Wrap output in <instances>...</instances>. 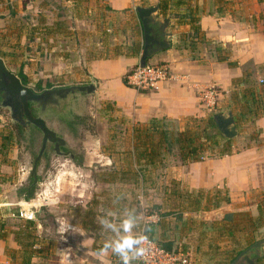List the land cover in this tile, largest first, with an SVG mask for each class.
Here are the masks:
<instances>
[{"label": "crops", "instance_id": "1", "mask_svg": "<svg viewBox=\"0 0 264 264\" xmlns=\"http://www.w3.org/2000/svg\"><path fill=\"white\" fill-rule=\"evenodd\" d=\"M63 8L67 18L72 21H83L84 16H78L77 5L85 13H90L92 6L97 10L111 11L114 14L131 13L133 22L139 27L140 42L144 45L142 24L137 14V7H150L159 4L160 0H63ZM196 1V0H194ZM260 1V0H259ZM202 5L204 0L199 1ZM95 3V4H94ZM109 9V10H108ZM72 12V14L69 12ZM46 12H50L49 15ZM135 12V18L133 13ZM41 14V15H39ZM221 15L217 12L206 14L201 18L200 26L205 33L206 43L198 42L196 47L188 46L189 40L182 41L180 36L190 32V26L177 24L171 18V32L173 33L170 48L157 53L149 61L151 63H168L171 68V78L161 82L152 91H137L125 82L127 71L140 62L138 57L118 55L109 58L88 60L83 54L84 46H77L71 50L69 34H49L51 28L59 19V11L46 0H6L0 4V57L4 59L7 68L13 73H23L29 80L36 79L38 70L35 61H43L45 78L53 75V57H58L62 63L68 61L62 55L55 54L58 47L68 48L81 52V62L86 60L88 73L77 85L94 83L96 86L95 100L107 102L114 108L117 115L123 117L129 125V135L132 137V128L138 123H146L154 118H168L182 121L189 116L207 117L208 112L201 103L200 93L208 87L216 86L220 91L219 106L222 109L229 107L233 81L250 74L259 89L264 84H258L264 79V20H242L237 15ZM86 15V14H85ZM39 16L40 18H36ZM162 16V15H160ZM163 17V16H162ZM40 19L46 27L39 35H33L26 25ZM22 24V25H21ZM71 29V27H70ZM60 35V37H59ZM187 37V36H186ZM38 43L42 46L38 52H29V46ZM76 46V44H75ZM45 47V48H44ZM21 54L25 55L22 56ZM229 58L225 61L219 57ZM38 57V58H37ZM36 58V59H34ZM33 69L35 71H33ZM37 70V71H36ZM66 86V85H65ZM220 109L219 111H222ZM224 111V110H223ZM256 128L261 130V139L264 142V116L257 119ZM245 134L239 128V135L234 139L235 147L248 140L253 126H246ZM132 147L129 148L131 150ZM240 152L220 158H207L201 162L183 164L179 159L164 172L173 180L181 182L189 191L215 190L224 188L229 192L230 205H243L247 201L250 205L244 206L255 213L257 203L253 193H261L264 189V144L252 143L250 148H238ZM86 208V207H85ZM223 208V207H222ZM221 208V209H222ZM97 218H101L104 225L110 228L107 234L100 238L103 245L97 242L86 229L82 228L79 249H89L105 263L111 262L114 252L112 246L129 233L112 230L115 224L123 229L125 220L136 224L126 210L114 211L108 205L97 207ZM243 210V209H242ZM216 211L175 209L170 214L156 216L146 215L143 227L147 235L162 245L172 246V249L185 250L191 256V264H222L232 245L226 237H221L217 231L207 234L211 220H220L214 216ZM105 214V215H104ZM119 219L113 216L120 215ZM232 214V213H231ZM254 215V214H253ZM213 216V217H212ZM71 221L78 225L80 220ZM211 222H208V221ZM41 225V224H40ZM39 225V226H40ZM83 225V224H82ZM69 227V225H68ZM78 227V226H77ZM43 228V227H42ZM62 228V226H60ZM78 229V228H77ZM81 229V228H79ZM139 226L134 225L130 235L138 234ZM62 231V229H61ZM215 235V238H214ZM67 242V238L62 237ZM108 245V251H102ZM95 246H97L95 248ZM21 247L13 235L6 240H0V264H14L7 254V250H19ZM69 249L67 244L60 249L63 255L62 264H66ZM224 254V259L221 255ZM34 257L33 262H38Z\"/></svg>", "mask_w": 264, "mask_h": 264}, {"label": "rangeland", "instance_id": "2", "mask_svg": "<svg viewBox=\"0 0 264 264\" xmlns=\"http://www.w3.org/2000/svg\"><path fill=\"white\" fill-rule=\"evenodd\" d=\"M5 1L0 0V4ZM46 1L49 4L52 3V6L59 11V19L55 23L53 31H63L64 27H71L68 45L72 46L71 50L79 45L84 46L83 54L88 60L94 56L102 58L117 56L115 47H119L120 52H126L125 46L140 39V33L137 35L132 32L134 22L129 12L114 14L111 11L97 10V7L93 5L90 13L83 15V21H72L69 17L67 18L64 12L66 8L63 6L66 4L63 0ZM231 2L233 4L229 10L231 9L238 18L250 21L264 20V0H231ZM210 7L207 6V9L210 10ZM46 13L49 15L50 12ZM132 13L135 18V12ZM36 18L40 17L36 16ZM62 21H66V24ZM60 23L62 24L60 25ZM34 24L36 25L33 26L31 21L29 25H26L34 36L39 35L46 27L40 23V19L36 20ZM106 27L110 29L109 32H104ZM102 32H104V36L107 35L104 45L100 43ZM37 46V42L32 47L29 46V52L40 51L42 46ZM68 50L65 46L57 48L55 54L58 56L68 54L66 57L68 61L62 63L58 57L56 59L53 57V68L56 70L53 71L50 78H45L43 73L39 74L45 70L43 66V61L46 60L45 56H40L41 60L34 58L37 60L34 63H38L35 68H37L39 76L31 80L26 78L29 86L34 89H53L65 85H77L81 82L88 73V64L86 60H84L85 62L80 61L83 55L81 52L76 53L75 50L68 52ZM21 55L25 58L24 54ZM33 71L35 70L33 69ZM17 75L22 76L20 72ZM258 84L264 83L258 81ZM80 103V107H83V115L69 124L51 117L47 119L49 127L68 141V145L65 147L67 151H64L66 156L61 157L56 155L49 146L38 166V177L42 179V182L37 185L30 204L25 203L23 196L27 194L33 183L30 172L41 148L43 135L42 132L35 129L31 133L21 130L16 123L11 121L8 109L0 106V219L5 223L8 231H17L23 228V223L26 220L22 216L24 209L35 211L36 217L32 221L37 224V228L34 230L36 245L30 249H36L42 255L36 264H62L63 255L60 254V249L64 244L71 247L68 251L70 255L66 256V264H122L115 253H113L110 263H103L91 250L79 249L82 228L97 237V242L100 245H103L100 240L104 236L103 233L107 234L110 231V228L104 225L105 221L97 218V207L108 205L116 212L120 210L121 213L125 209L130 218L136 219V224L133 223V225L139 226L138 234L135 235L137 237L145 232L143 227L146 223V215H153L158 219L161 214L173 209L177 198L167 200L168 193L177 186L183 192L188 191L185 185L181 182L177 184L172 177L167 176L168 174L164 172L177 161V157L174 155L168 156L164 165L157 166L147 172L148 180L144 186L125 182L108 183L112 173L127 169L124 160L129 148L133 146L132 137L128 134L129 125L123 117L114 112L111 104L95 100L94 95L82 97ZM228 108L224 107L223 109ZM220 109L222 108L218 107L212 112H218ZM247 130V127H242L241 132L245 134ZM253 131L252 127L247 137ZM248 143L251 142L245 140L236 148H242ZM73 154L75 157L82 156L83 163L79 165L77 161H73L71 159ZM169 190L171 191L167 192ZM225 192L226 189L223 188V193ZM261 193H253L254 204L261 199ZM250 204L251 202L247 201L240 206L224 205L222 209L212 214L220 218V220L217 219L218 222L205 220L211 222L208 225L207 234L214 232V225L225 224L222 218L226 213L236 214L237 228L241 229L245 221L240 213L249 212L254 214V217L258 215L257 208L253 213L251 208L244 207ZM113 217L119 219L121 214ZM76 219L83 221V225L71 223ZM112 231L116 233L124 230L115 224ZM9 235L15 236L13 233ZM238 235L243 241V235ZM255 236L258 241L263 240L264 228L257 231ZM62 237L67 238V242ZM241 246H245V244ZM15 256L16 261L20 263L26 256L25 249L20 248ZM221 257L224 259V254ZM261 258L264 260V248ZM225 260H227V255ZM131 264L140 263L134 259ZM222 264H226V262Z\"/></svg>", "mask_w": 264, "mask_h": 264}, {"label": "trees", "instance_id": "3", "mask_svg": "<svg viewBox=\"0 0 264 264\" xmlns=\"http://www.w3.org/2000/svg\"><path fill=\"white\" fill-rule=\"evenodd\" d=\"M200 0H160L159 12L163 17H173L177 24H186L190 26V32L188 34L180 36L182 41H187L188 46L196 47L198 42L206 43V36L203 33L200 21L206 14H213L217 12L221 15L233 14L231 9V0H204L201 5ZM77 5L78 16H83V10ZM207 6H211L210 10ZM214 7V9H213ZM109 10V9H108ZM229 10V11H228ZM72 14V12L69 10ZM66 24V21H62ZM60 23V25L62 24ZM132 32L139 34L138 26L133 23ZM54 25L51 28H47L48 33L69 34L70 28L64 27V30L53 31ZM109 32V28L104 29ZM104 32L100 34L101 42L104 45V41L107 35L104 36ZM187 36V37H186ZM119 47H115V55H123L127 57H138L143 52V45L140 40H135L132 44L125 46L126 52H120ZM62 55L63 57H68ZM100 56H94L92 59H101ZM229 58L219 57V60L225 61ZM150 60V59H149ZM22 76L27 77L21 72ZM255 81L250 79V74H245L244 77L235 79L233 81V90L231 92V99L228 109H222L218 112H210L207 117H194L189 116L184 118L181 122L168 118H154L146 123H138L132 128V140L133 146L126 155L124 162L127 164L126 171L114 172L111 174V178L108 179V183L119 184L127 183L131 185H145L147 182V172L151 169L164 165L168 156L174 155L183 164H189L194 162H201L207 158H220L227 155H233L240 152V149L235 147V140L228 139L223 132L219 129L215 116L218 113L230 110L234 114V118L238 128L253 126L254 131L250 134L248 143L244 148H250L252 143H259L263 145L264 142L261 139V130L256 128L255 124L257 119L264 116V88L259 89ZM40 86V85H39ZM224 110V111H223ZM177 184L179 181L175 180ZM178 187V186H177ZM174 188L173 191L167 194L166 199L177 198V203L173 206L172 210L167 211L165 214H170L175 209L190 210H205L215 211L221 209L224 205L231 204V198L229 192L226 190L223 193L222 188L215 190H196L183 192L179 188ZM168 190V189H167ZM224 196L221 197V195ZM258 215H254L249 212H242L240 215L244 217L245 224L238 229L237 221L235 220L236 214H232L231 219H227L226 215L222 218L225 224L220 226L214 225V231H217L221 237H226L232 248L227 253L226 264H231L232 261L238 257V255L259 242L256 239V232L264 228V189L261 193V199L257 203ZM218 222L217 220L214 221ZM217 224V223H216ZM37 224L32 220H25L23 228L15 231H8L5 223L0 219V240H6L10 233H13L15 240L22 249H25L26 256L22 258V261L18 263L16 261L15 253L18 250H7L8 256L11 258L14 264H36L32 260L34 257H41L40 251L36 249H30L36 244V237L34 230H36ZM238 234L243 235V241ZM245 246H241L242 244ZM167 250L173 251L172 246H166L158 243ZM30 249V251H29ZM177 251V250H175ZM185 251V250H184ZM263 259L259 258L258 263L263 264Z\"/></svg>", "mask_w": 264, "mask_h": 264}, {"label": "water", "instance_id": "4", "mask_svg": "<svg viewBox=\"0 0 264 264\" xmlns=\"http://www.w3.org/2000/svg\"><path fill=\"white\" fill-rule=\"evenodd\" d=\"M159 11L158 5L137 7V14L142 24L144 37L143 52L140 57L141 65L147 64L149 59L154 55L170 48L172 45L173 33L171 32L170 27L171 18L160 16ZM75 90H78L83 96L88 97L90 95H95L96 86L94 83H88L83 85L57 87L44 90L42 93H36L32 88L24 86L19 75L10 71L6 66L4 59L0 57V93L3 92L7 96L6 100L2 103L4 106L6 104L20 105L21 103H24L25 107L28 109L29 101L36 102L45 98H53L54 95L66 98L69 93H75ZM31 120L40 128L43 134V145L31 171V175H35L37 173L38 161L46 149L47 142L50 141L55 143L56 148L59 150H61V147H67V143L63 137L58 136V133L47 125L43 118H32ZM215 120L219 129L228 139H235L239 135V128L232 111L218 113L215 116ZM58 153H60V151H58ZM71 157L74 159L73 155H71ZM37 184L38 180L36 179L29 187L27 194L23 196L25 203H31L36 192ZM226 218L231 219L232 214H227ZM144 235L147 236V229L144 232ZM263 248L264 239L242 251L231 264H258V259L263 256Z\"/></svg>", "mask_w": 264, "mask_h": 264}, {"label": "built area", "instance_id": "5", "mask_svg": "<svg viewBox=\"0 0 264 264\" xmlns=\"http://www.w3.org/2000/svg\"><path fill=\"white\" fill-rule=\"evenodd\" d=\"M171 78V68L168 63L147 62L130 68L125 75V82L128 86L137 91H152L158 85ZM264 83V79H260ZM201 103L208 112H212L219 106L220 91L216 86L206 88L200 93ZM22 216L26 220H34L35 212L24 209ZM137 237L142 241L140 247L144 249L143 255L136 258L140 264H191L190 255L182 250L170 251L162 247L152 237L142 232Z\"/></svg>", "mask_w": 264, "mask_h": 264}, {"label": "flooded vegetation", "instance_id": "6", "mask_svg": "<svg viewBox=\"0 0 264 264\" xmlns=\"http://www.w3.org/2000/svg\"><path fill=\"white\" fill-rule=\"evenodd\" d=\"M19 77L21 78L22 84L24 86L30 87L28 84V81L23 76H19ZM67 86H72V85H67ZM67 86H61V87H67ZM32 89L36 93H42L44 90H47V88L46 89H44V88H42V89L32 88ZM80 95L83 96V94H81L78 90H75V93H69L66 98H61L59 96L54 95L53 98H45V99H42V100L36 101V102L29 101L28 102V109H27L25 107L24 103H21L20 105L19 104H12V105L6 104L5 106L2 105V103L7 98V96L2 92V93H0V106L2 108L8 109L11 121L13 123H16L17 126H19L21 128V130H24L27 133H31L33 129L39 130L41 132L40 128L31 120L32 118L37 119V118L41 117L45 120L46 123H48L47 119L49 117H51V118H55V119H57L63 123L69 124L72 121H74L75 119H78L80 116H82L84 112L82 109L83 107H80V105H81L80 101L82 99V97H79ZM83 98H85V96H83ZM51 129H53V128H51ZM58 136L63 137L59 133H58ZM66 143L68 145L67 140H66ZM42 145H43V137H42L41 148H42ZM49 146H51L53 152L56 155L61 156V157L66 156V153H65L67 151L66 148L61 147V150H59L56 148L55 143H52L50 141L47 142L46 149L43 152V155L41 156V158L37 164V173L35 175H31V172H30V176H31V178H33V182L37 179L38 184L42 182V179L38 177V166H39V163L41 162L44 154L48 150ZM41 148H40V150H41ZM40 150H39L37 156L35 157L34 164H35V162L39 156ZM58 151H60V153H58ZM73 156H74V159H72V157H71V159L73 161L74 160L77 161L79 163V165L83 163L82 156L75 157L74 154H73ZM34 164H33V166H34ZM31 171H32V169H31Z\"/></svg>", "mask_w": 264, "mask_h": 264}, {"label": "clouds", "instance_id": "7", "mask_svg": "<svg viewBox=\"0 0 264 264\" xmlns=\"http://www.w3.org/2000/svg\"><path fill=\"white\" fill-rule=\"evenodd\" d=\"M134 225L131 220H125L123 223V230L129 235H125L122 239L117 241L112 246V252H114L122 261V264H131V262L143 255L144 249L140 247L142 241L139 237L130 235ZM108 245L102 251H108Z\"/></svg>", "mask_w": 264, "mask_h": 264}]
</instances>
